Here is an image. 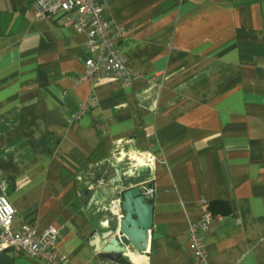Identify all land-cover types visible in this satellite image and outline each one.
<instances>
[{"label":"crops","instance_id":"crops-1","mask_svg":"<svg viewBox=\"0 0 264 264\" xmlns=\"http://www.w3.org/2000/svg\"><path fill=\"white\" fill-rule=\"evenodd\" d=\"M34 1L0 0V197L15 210L11 231L38 219L39 232L58 230L65 264H119L93 246L112 221L85 191L147 157L135 182L153 192L148 247L121 264H200L189 225L216 202L229 213L210 212L199 229L207 264H264V0H99L125 28L119 46L138 74L129 85L80 81L85 35L62 13L36 21ZM90 97L96 106L79 115ZM0 264L46 263L7 249Z\"/></svg>","mask_w":264,"mask_h":264},{"label":"built area","instance_id":"built-area-1","mask_svg":"<svg viewBox=\"0 0 264 264\" xmlns=\"http://www.w3.org/2000/svg\"><path fill=\"white\" fill-rule=\"evenodd\" d=\"M32 7L36 21L62 13L68 17V24L74 32L85 35L84 48L89 57L84 64L80 81L88 80L96 83L106 76H114L120 78L124 85H129L138 77L137 72L127 65L126 57L119 46L120 41L126 35L124 26L110 23L105 19L99 0H35ZM95 106L96 102L90 97L80 106L79 115ZM132 159L136 160V165L131 170H127L130 175L137 174L149 164L147 157L144 158L145 161H139L135 157ZM152 194L151 189L144 193L146 199H150ZM115 209L118 214L117 219H119L121 215L118 205ZM14 215V208L5 197L1 196L0 252L13 249L21 255L43 261L46 264H65V257L58 249L56 228L48 227L39 232L38 219H36L22 224L19 230L12 232ZM211 220V213L202 209L199 220L189 225V248L195 260L200 264H207V254L199 229H206Z\"/></svg>","mask_w":264,"mask_h":264},{"label":"water","instance_id":"water-1","mask_svg":"<svg viewBox=\"0 0 264 264\" xmlns=\"http://www.w3.org/2000/svg\"><path fill=\"white\" fill-rule=\"evenodd\" d=\"M112 173V179L106 173L97 175L91 183L92 190H86L85 195L101 210L106 209L112 221L104 232L105 242H94L96 252L110 262L121 264L125 262L122 257L129 248L139 253L146 251L153 221V205L144 195L151 185L135 182L136 174L126 175L119 168H114ZM117 205L121 215L119 219L115 209Z\"/></svg>","mask_w":264,"mask_h":264},{"label":"trees","instance_id":"trees-1","mask_svg":"<svg viewBox=\"0 0 264 264\" xmlns=\"http://www.w3.org/2000/svg\"><path fill=\"white\" fill-rule=\"evenodd\" d=\"M209 209L212 215L214 216L222 217L229 213L228 206L224 203L216 202V203L210 204Z\"/></svg>","mask_w":264,"mask_h":264}]
</instances>
